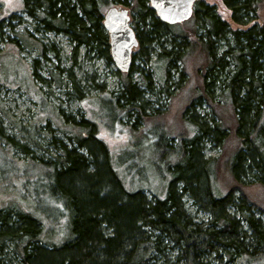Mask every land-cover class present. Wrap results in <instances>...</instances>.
Wrapping results in <instances>:
<instances>
[{
	"label": "trees",
	"instance_id": "1",
	"mask_svg": "<svg viewBox=\"0 0 264 264\" xmlns=\"http://www.w3.org/2000/svg\"><path fill=\"white\" fill-rule=\"evenodd\" d=\"M22 1L23 12L37 25L65 34L75 43V50L84 46L112 62L108 34L94 0ZM222 2L230 10L232 20L244 28H229L214 7L198 0L190 18L194 30L188 36L176 29L181 24L161 22L148 0L124 2L132 15L130 24L138 41L128 73L120 75V98L125 100L127 113L142 92L132 78L138 71L133 66L136 56H141L145 65H152L151 55L156 54V60L163 64L162 73L166 70L163 80L176 62L187 61L193 47L205 62L203 68L194 65L196 87L192 96L208 106L209 119L195 114L190 101L186 115L193 126L192 137L179 136L172 146L175 138L162 136L151 144L156 152L163 151L161 155L167 156V161L176 158L165 198L148 199L141 191L125 190L112 168L107 145L96 137L94 124H90L86 138L83 133L69 130L70 139L85 154L62 145L59 158L53 162L32 159L25 164L24 170L38 169V174L31 178V173H26L23 206L0 209V254L3 242L9 241L21 264H154L166 256L165 250L171 244L178 252L177 259L187 264H203L201 260L206 255H213L219 262L227 257L224 264H256L264 260V223L256 215L264 214V204L245 190L246 183L264 190V0ZM197 26L203 30L198 37ZM167 38L168 50L164 48ZM218 48H222L220 53ZM143 72L139 73L141 85L153 90L148 71ZM183 75L182 72L179 81ZM32 77L36 79L35 72ZM56 79L60 82L58 75ZM77 98L82 99L79 92ZM109 98L116 103L119 120L123 113L119 99ZM136 108L143 119L142 106ZM204 139L218 146L225 156L206 159L201 144ZM5 142L7 146L2 148ZM10 142L0 133V151L25 152L24 146ZM221 165L231 182L224 195L217 197L212 181L216 173H221ZM183 194L209 213L207 223L198 224L191 219ZM37 205L44 209L37 210ZM59 217H65L66 233L56 244L49 239L53 229L48 225H54ZM242 221L246 229L242 228Z\"/></svg>",
	"mask_w": 264,
	"mask_h": 264
},
{
	"label": "rangeland",
	"instance_id": "2",
	"mask_svg": "<svg viewBox=\"0 0 264 264\" xmlns=\"http://www.w3.org/2000/svg\"><path fill=\"white\" fill-rule=\"evenodd\" d=\"M94 1L102 17L108 8L116 7L127 10L132 20L124 3H129V0ZM202 1L214 7L216 15L229 28H244L232 20L231 12L222 0ZM23 8L22 0L0 1V133L9 142L12 141L10 144L25 148V152L19 149H15L14 153L8 149L0 151V209L7 206L16 209L24 205L25 201L21 196L26 173H31V178L38 174V169L24 170L25 164L30 160L53 162L59 158L62 145L85 154L70 139L72 133L69 130L83 133L86 138L91 130V123L96 126V137L107 145L112 168L125 190L141 191L148 199H152V196L165 198L176 158L167 161V156L161 155L163 151L156 152L151 144L162 136L175 138L171 142L172 146L179 136L192 137L193 126L186 115L190 101L193 102L191 110L195 114L209 119L208 106L192 96L196 87L194 65L197 63L202 68L205 65L199 50L196 51L193 47V53L187 61L184 64L176 62L174 67L167 70L168 76L164 80L166 70L162 73L163 64L156 60V54L151 55L152 65H145L143 58L136 56L133 66L138 71L133 73L132 78L139 83L142 92L140 100L133 103V109L127 113L125 100L120 98L123 89L120 79L122 73L117 70L113 61L108 62L105 58L96 56L95 52L87 51L84 46H78L75 50V43L65 34L37 25L34 19L23 12ZM180 24L175 28L188 36L192 35L194 26L190 19ZM130 25L134 27L133 24ZM196 31L198 37L203 30L197 26ZM169 41L167 38L164 42L167 50L170 49ZM152 48L156 52L160 51L155 46ZM137 49L133 50V54ZM217 51L220 53L222 48ZM142 71L144 74L148 71L153 90H146L141 85L139 73ZM33 72L37 75L36 79L32 77ZM182 72L183 80L179 81ZM57 75L60 82L56 79ZM165 87L167 92L164 91ZM77 92L82 95L81 100L77 98ZM103 94L107 97L100 99ZM108 96L119 99L118 105L121 113L123 112L119 120L116 103ZM139 105L144 111L143 119L138 115L136 107ZM82 119L86 120L78 126ZM2 144V148L7 146L6 142ZM201 144L206 159H221L225 156H222V150L211 141L204 139ZM218 170L221 173H216L212 191L215 196L221 197L231 179L222 165ZM245 190L251 197L259 200L258 203L264 204V190L261 186L246 183ZM182 201L194 222L200 224L210 220L209 213L199 209L188 195L183 194ZM43 209L44 207L37 205V210ZM256 215L264 223V214ZM236 217L240 218L239 215ZM64 219L65 217H59L54 225H48L53 229L50 230L51 242L57 244L62 241L63 232L66 233ZM241 223L242 228L246 229V224L243 221ZM67 225L69 226V222ZM11 249L10 242L4 241L0 254L1 264H21ZM177 254L176 248L169 244L165 250L166 256L159 258L154 264H187L182 259L178 260ZM201 261L203 264H224L228 262V258L223 256L219 262L213 255H206ZM256 264H264V260Z\"/></svg>",
	"mask_w": 264,
	"mask_h": 264
},
{
	"label": "water",
	"instance_id": "3",
	"mask_svg": "<svg viewBox=\"0 0 264 264\" xmlns=\"http://www.w3.org/2000/svg\"><path fill=\"white\" fill-rule=\"evenodd\" d=\"M1 1V0H0ZM196 0H148L157 18L166 24L189 20ZM102 26L108 34L110 56L118 71L128 73L132 52L138 46L127 10L110 7L103 15Z\"/></svg>",
	"mask_w": 264,
	"mask_h": 264
},
{
	"label": "flooded vegetation",
	"instance_id": "4",
	"mask_svg": "<svg viewBox=\"0 0 264 264\" xmlns=\"http://www.w3.org/2000/svg\"><path fill=\"white\" fill-rule=\"evenodd\" d=\"M197 1H198V0L195 1L194 8H195V5H196ZM194 8H193V13H194ZM192 15H193V14H192ZM191 17H192V16H191Z\"/></svg>",
	"mask_w": 264,
	"mask_h": 264
}]
</instances>
